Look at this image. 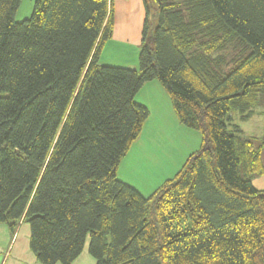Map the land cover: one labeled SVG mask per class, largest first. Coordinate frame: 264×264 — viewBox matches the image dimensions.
Returning a JSON list of instances; mask_svg holds the SVG:
<instances>
[{
	"label": "trees",
	"instance_id": "obj_1",
	"mask_svg": "<svg viewBox=\"0 0 264 264\" xmlns=\"http://www.w3.org/2000/svg\"><path fill=\"white\" fill-rule=\"evenodd\" d=\"M20 2L0 0V223H28L42 264H264V142L241 126L264 104V0H157L140 70L100 62L113 0H36L15 22ZM154 79L204 142L146 197L118 168Z\"/></svg>",
	"mask_w": 264,
	"mask_h": 264
},
{
	"label": "rangeland",
	"instance_id": "obj_2",
	"mask_svg": "<svg viewBox=\"0 0 264 264\" xmlns=\"http://www.w3.org/2000/svg\"><path fill=\"white\" fill-rule=\"evenodd\" d=\"M35 4L36 0H21L15 22L30 19ZM113 19V34L103 43L100 62L140 70L143 46L154 45L152 37L159 23L157 0H113ZM136 100L148 103L150 117L140 138L121 160L118 175L149 197L177 174L192 152L201 149L204 140L199 131L181 123L169 93L159 80L147 81ZM241 126L242 135L260 147L264 142V104L259 103ZM152 202L149 200V204Z\"/></svg>",
	"mask_w": 264,
	"mask_h": 264
},
{
	"label": "crops",
	"instance_id": "obj_3",
	"mask_svg": "<svg viewBox=\"0 0 264 264\" xmlns=\"http://www.w3.org/2000/svg\"><path fill=\"white\" fill-rule=\"evenodd\" d=\"M139 101L148 105L145 101ZM262 157L264 161V152ZM253 184L264 190V174L255 177ZM0 264H42L31 248V227L28 223L21 222L15 233L7 224L0 223ZM72 264H97V261L85 249Z\"/></svg>",
	"mask_w": 264,
	"mask_h": 264
},
{
	"label": "water",
	"instance_id": "obj_4",
	"mask_svg": "<svg viewBox=\"0 0 264 264\" xmlns=\"http://www.w3.org/2000/svg\"><path fill=\"white\" fill-rule=\"evenodd\" d=\"M206 147L210 148V147H209V145H208V146H206Z\"/></svg>",
	"mask_w": 264,
	"mask_h": 264
}]
</instances>
